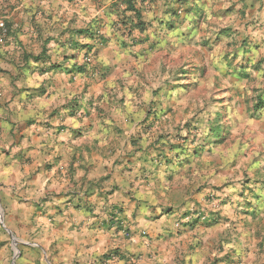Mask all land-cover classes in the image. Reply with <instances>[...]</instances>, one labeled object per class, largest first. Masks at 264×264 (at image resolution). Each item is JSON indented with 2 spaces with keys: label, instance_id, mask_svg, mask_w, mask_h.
<instances>
[{
  "label": "crops",
  "instance_id": "0c3cea01",
  "mask_svg": "<svg viewBox=\"0 0 264 264\" xmlns=\"http://www.w3.org/2000/svg\"><path fill=\"white\" fill-rule=\"evenodd\" d=\"M1 23L0 264H228L165 197L150 62L210 42L264 93V0H0Z\"/></svg>",
  "mask_w": 264,
  "mask_h": 264
},
{
  "label": "rangeland",
  "instance_id": "374dc122",
  "mask_svg": "<svg viewBox=\"0 0 264 264\" xmlns=\"http://www.w3.org/2000/svg\"><path fill=\"white\" fill-rule=\"evenodd\" d=\"M168 47L162 58L151 60L155 69L149 76L156 86L167 85L161 97L168 103L152 107L154 118L142 125L144 132L157 134L149 146L168 153L176 151L154 155L168 166L174 163L175 169L166 168L169 188L165 197L185 198L179 206L184 210L182 217L194 207L216 218L201 223L195 220L193 224L195 232L199 224H220L219 239H210L215 242L210 245L216 250V263L260 262L264 260L261 79L252 70L249 76L240 73L236 80L239 90L234 88L235 61L230 62L228 53L220 57L221 49L210 42L174 40ZM246 61L243 58L240 63L245 66ZM257 104L261 105L260 112L255 109ZM257 179L261 182L255 185ZM200 196L202 202L198 201ZM213 199L219 201L215 208ZM202 243L199 238L196 246Z\"/></svg>",
  "mask_w": 264,
  "mask_h": 264
},
{
  "label": "built area",
  "instance_id": "2783aa9c",
  "mask_svg": "<svg viewBox=\"0 0 264 264\" xmlns=\"http://www.w3.org/2000/svg\"><path fill=\"white\" fill-rule=\"evenodd\" d=\"M1 27L4 28V24L1 23L0 24ZM87 61L91 60V57L90 56H87L86 58ZM78 115H81L82 112L79 110L77 112ZM212 203V206L214 207H217L219 204V201L217 200H214L211 202ZM214 207V208H215ZM211 214L205 212L204 210H199L197 208H194V207H190L189 210L184 214V216L182 217V221L178 222V226L181 225L183 222H186V223H193L195 220H199L201 222H204V221H209L210 218H211Z\"/></svg>",
  "mask_w": 264,
  "mask_h": 264
},
{
  "label": "trees",
  "instance_id": "16d2710c",
  "mask_svg": "<svg viewBox=\"0 0 264 264\" xmlns=\"http://www.w3.org/2000/svg\"><path fill=\"white\" fill-rule=\"evenodd\" d=\"M132 9H135V8L132 7ZM138 26L141 27V24L139 23ZM36 58H39V56H36ZM259 103H263V102L261 101V102H259ZM260 106H261V105H258V104L255 106V109H256L258 112H260V109H261ZM218 134H219V133H218ZM212 220H216V218L212 216V217L210 218L209 221H212Z\"/></svg>",
  "mask_w": 264,
  "mask_h": 264
},
{
  "label": "water",
  "instance_id": "95a60500",
  "mask_svg": "<svg viewBox=\"0 0 264 264\" xmlns=\"http://www.w3.org/2000/svg\"><path fill=\"white\" fill-rule=\"evenodd\" d=\"M0 217H1V220L3 221V212H2V210H0ZM13 237H14V241H15V244H16L17 238L15 237V235ZM17 255H18V248L16 247L15 256H17Z\"/></svg>",
  "mask_w": 264,
  "mask_h": 264
}]
</instances>
